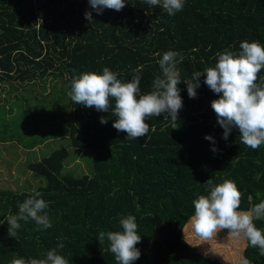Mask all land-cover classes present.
<instances>
[{
    "label": "trees",
    "instance_id": "1",
    "mask_svg": "<svg viewBox=\"0 0 264 264\" xmlns=\"http://www.w3.org/2000/svg\"><path fill=\"white\" fill-rule=\"evenodd\" d=\"M125 3L119 12L104 9L97 15L88 0H0V96L6 84L12 91L18 84L33 95L55 94L49 113L50 108L37 101L50 115V138L36 140L27 149L66 138L73 148L93 157L89 174L66 173L70 150L58 148L28 163L27 169L44 179L36 189H0V221H5L0 224V264L16 258L43 259L53 248L69 264H117L107 250L108 241L100 244L97 238L101 231H122L119 220L128 215L135 217L141 236L136 245L141 255L133 264H241L242 258L264 264L259 249L247 241L233 263H222L200 253L183 235L194 214L192 201L210 194L204 185L209 179L219 184L238 175L242 211L264 200V145L250 149L240 142L235 128L224 140L211 108L219 97L204 84L205 77L199 78L194 99L183 82L196 71L214 67L217 53L239 51L245 40L264 46V0H185L174 21L162 7L145 0ZM86 11L92 12L94 23L85 19ZM167 51L184 57L177 64L184 107L174 125L165 114L148 117V134L129 140L127 133L112 126L114 100L108 112H99L68 96L74 76L102 74L105 67L118 73L122 82H130L141 68L140 90L148 94L153 80L162 75L157 61ZM260 78L264 69L258 83ZM34 86L41 90L27 89ZM101 118L107 123H100ZM212 147L218 151L213 153ZM37 192L49 205L45 212L52 227L38 231L34 221H20L17 236L9 237L6 218L18 214V205ZM254 223L264 231V220ZM60 242L63 249L58 248Z\"/></svg>",
    "mask_w": 264,
    "mask_h": 264
},
{
    "label": "clouds",
    "instance_id": "2",
    "mask_svg": "<svg viewBox=\"0 0 264 264\" xmlns=\"http://www.w3.org/2000/svg\"><path fill=\"white\" fill-rule=\"evenodd\" d=\"M153 7H162L167 14L175 15L183 10L185 0H145ZM90 8L97 15L104 9L119 12L125 6V0H88ZM85 19L94 23L92 12H85ZM160 56V53L156 54ZM179 58V59H177ZM181 53L167 51L163 53L157 63L162 70V75L157 76L152 82V91L142 94L140 90L139 75L141 68L136 69L131 81L122 82L118 73L105 67L102 74L84 72L73 77L71 90L68 92L70 99L79 105L99 112H108L114 100L113 115L116 118L113 128L118 132L127 133L129 140L145 137L150 126L146 123L148 117H159L173 125L177 121L178 111L182 108V97L178 85L182 82L177 64L183 61ZM264 69V46L259 42L243 41L239 51L226 49L217 53V62L214 67H207L204 71L192 73L191 79L183 80L187 85L189 98H196V90L201 86L200 77H205L204 84L219 98L211 102V108L216 114L217 123L224 130L223 139L227 140L232 129L239 132L240 142L252 150L264 145V78L258 81V74ZM75 71V70H74ZM170 117V119H169ZM100 123L107 120L101 118ZM206 140L215 144L212 136ZM216 153L218 149L212 147ZM209 195H199L192 201L194 214L190 217L193 233L202 240L214 238L221 230L227 229L229 236L240 238L248 242L249 246L258 248L264 256V231L255 226L254 221L264 220V200L253 205L249 210L240 209L242 193L236 183L225 179L222 183L214 184L209 179L204 184ZM41 193L29 197L18 205L16 215L6 218L9 237L15 238L17 230L21 227L20 221H34L37 230L52 227L45 210L48 203L41 198ZM5 221H0V224ZM122 231H101L98 241L103 244L108 241L107 250L114 255L117 264H133L140 258V250L136 247L141 242L138 235V225L135 217L128 215L119 220ZM59 249L64 244H58ZM11 264H69L62 255L57 254L53 248L46 253V258L30 259L16 258ZM241 264H250L247 258H242Z\"/></svg>",
    "mask_w": 264,
    "mask_h": 264
},
{
    "label": "rangeland",
    "instance_id": "3",
    "mask_svg": "<svg viewBox=\"0 0 264 264\" xmlns=\"http://www.w3.org/2000/svg\"><path fill=\"white\" fill-rule=\"evenodd\" d=\"M177 14L171 15L173 21L177 19ZM178 20L180 24L182 21L179 17ZM14 85L16 90L12 91L13 87L6 84L3 87L4 92L0 96V189L10 188L15 191H33L36 189L37 186L43 184L44 179L38 178L29 171L27 169L28 163L39 161L58 148L70 150L71 157L66 162V173L82 175L83 172L89 174V169L91 172L92 166V154L88 153L87 150L73 148L66 138H53L35 146L32 150L27 149V146L30 143H35L36 140L50 138L53 128H49L46 122L50 115L44 112L37 101H41L45 109L50 108L47 110L49 113L53 110L54 103L51 105L50 102L54 100L55 94L51 97H45L42 92L38 94L36 92L33 95L31 92H26L27 90L24 89L23 85ZM47 87L50 89V83L47 84ZM27 89L41 90L39 86ZM225 179L238 183V185L236 184L238 190L244 195L239 186L241 178L238 175L233 174V176ZM244 206L243 196H241L239 210H243ZM183 235L186 241L199 252L202 251V254L205 255L206 253L207 256L210 255L213 259L223 263H233L235 255L239 253L238 249H240V253H244L247 246L245 239L229 236L227 229L219 231L212 239L202 240L193 233L188 223ZM213 252L217 253L213 254ZM228 252L232 256L231 258H227L229 257Z\"/></svg>",
    "mask_w": 264,
    "mask_h": 264
},
{
    "label": "crops",
    "instance_id": "4",
    "mask_svg": "<svg viewBox=\"0 0 264 264\" xmlns=\"http://www.w3.org/2000/svg\"><path fill=\"white\" fill-rule=\"evenodd\" d=\"M200 253H202V251H200ZM204 255V254H203ZM228 255H229V257H227V258H230L231 256H230V253L228 252ZM235 258V257H234ZM223 263V262H222Z\"/></svg>",
    "mask_w": 264,
    "mask_h": 264
},
{
    "label": "built area",
    "instance_id": "5",
    "mask_svg": "<svg viewBox=\"0 0 264 264\" xmlns=\"http://www.w3.org/2000/svg\"><path fill=\"white\" fill-rule=\"evenodd\" d=\"M184 106L182 105V108H183Z\"/></svg>",
    "mask_w": 264,
    "mask_h": 264
}]
</instances>
